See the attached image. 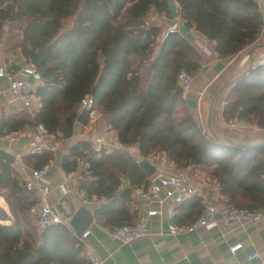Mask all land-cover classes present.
I'll return each instance as SVG.
<instances>
[{
	"label": "trees",
	"instance_id": "obj_1",
	"mask_svg": "<svg viewBox=\"0 0 264 264\" xmlns=\"http://www.w3.org/2000/svg\"><path fill=\"white\" fill-rule=\"evenodd\" d=\"M183 26L214 43L221 59L239 56L262 44L264 22L251 0H175ZM169 0H0V32L6 23L22 29L21 40L7 47L30 63L33 53L50 47L37 69L42 85L35 120L5 117L0 134L9 135L44 123L55 137H70L83 98L92 96L109 130L121 144L138 146L143 159L163 155L177 171L198 183L215 184L238 208L264 209V147L237 148L212 136L207 121L189 111L179 84L185 71L196 78L203 66L200 52L181 33L160 40L171 18ZM159 16L148 22L149 15ZM226 124L264 130V62L252 67L229 90L222 111ZM99 179L85 182L87 195L105 197L97 211L104 225L129 224L124 208L130 191L115 195L118 175L148 186L140 164L124 153H99L89 142L76 147ZM75 151V152H76ZM13 157L0 153V190L9 211H0V264H91L85 245L66 225L41 227L31 214L38 202L12 169ZM51 155L42 156L41 168ZM108 182V184L106 183ZM118 198V199H116ZM121 203L118 205V201ZM115 229V228H113Z\"/></svg>",
	"mask_w": 264,
	"mask_h": 264
},
{
	"label": "crops",
	"instance_id": "obj_2",
	"mask_svg": "<svg viewBox=\"0 0 264 264\" xmlns=\"http://www.w3.org/2000/svg\"><path fill=\"white\" fill-rule=\"evenodd\" d=\"M174 3L177 10H179V4L175 0ZM180 33L203 57L202 70L195 78L190 94L185 98L189 111L197 121L201 122L203 120L204 106L200 105V101L204 100L207 93L211 91L214 95L219 89L242 76L251 65L254 67L264 62V47H259L264 44V36L262 39L263 43L253 47L255 50L251 55H249V52L253 48L241 53L239 56L221 59L215 53L214 43L207 40L202 34L192 29H187L183 25ZM0 65L5 66L9 73H13L23 66L33 64L32 62H26L21 54L9 55L4 37L0 34ZM42 84L35 83L33 90V94L38 101L39 110L41 108V99L37 91ZM0 87L6 91V96L0 97V127L5 117L10 114L17 117L27 116L35 120L39 110L35 114L17 110L14 96L9 91V82L6 78L0 79ZM230 88L231 86L222 91L216 99L212 117L213 129L220 135H223V133L227 134V131L230 135L223 136L242 142L264 139H255L249 136L246 139H242L241 135H236L227 128L222 111ZM201 95L202 97H200ZM82 112L80 103L73 134L70 137L63 138L61 136L57 138L49 132L52 140L58 144L59 149L57 152L47 151L44 153L51 155V159L45 167H40L44 154H29L31 136L38 125L36 123L23 132L20 131L9 135L0 134V153H6L14 158L12 169L23 183H25V172L21 168H29L31 170L46 169L45 180L50 188V193L45 199L47 204L62 217L64 223L61 225H66L75 232V228L71 225L74 216L81 209L87 210L92 215V222L86 231L81 237L76 235L84 243L86 255L92 253L100 258L104 264H264V223L247 222L239 224L236 222H220L217 227L212 229H189L201 215L208 196H220L219 189L214 183L197 184L192 178L190 179L193 184L203 186V194L196 193L185 199L182 204L175 203L174 198L167 196L165 192L155 196V200L152 205H149V208L160 213L150 218L149 236L147 238L131 243H122L112 237L108 230L116 228L117 226H114L116 222H113L112 226L102 224L98 221L97 211L102 205L114 200V197L110 200L105 197L98 198L95 195H87L80 189L83 183L99 179V172L93 173L89 160L81 156L80 152L75 150V147L80 142H89L93 149L99 153V157L102 153L112 154L119 152L132 157L140 166L143 161H147L151 164L153 162L155 164H163L168 170H177L166 161L163 155H159L154 161L145 160L142 158L138 146L121 144L116 132L109 130L105 121H101L102 114L98 110V119L93 122L88 116L85 124L78 120ZM17 156H20V160H18ZM18 164L21 165L19 166ZM155 164L153 165L156 167ZM141 168L148 182H150L152 176L149 177L144 168L142 166ZM117 178L119 185L115 195L119 198L122 191H130L133 198L132 203L121 208L129 211L130 221L126 225H130L144 217L146 208H148L147 205L141 203L138 199V192L145 187H136L134 176L118 175ZM106 183L108 184L107 181ZM29 192L33 193L38 200L40 199L37 191ZM120 203L121 201L119 200L117 204L119 205ZM0 211H9L6 197L1 190ZM35 220L39 224L36 218ZM172 223L179 229L176 235H171L169 232V225ZM40 226L43 227L42 225ZM86 233L88 234L85 236ZM237 243H242L243 248L233 254L230 251V247ZM255 252L259 253V257L250 260L249 256Z\"/></svg>",
	"mask_w": 264,
	"mask_h": 264
},
{
	"label": "built area",
	"instance_id": "obj_3",
	"mask_svg": "<svg viewBox=\"0 0 264 264\" xmlns=\"http://www.w3.org/2000/svg\"><path fill=\"white\" fill-rule=\"evenodd\" d=\"M258 6L262 14L264 22V2L263 0H251ZM165 25L164 39L170 34L180 33L182 21L180 18L169 19L163 21ZM161 25L162 22L160 20ZM6 78L9 82V91L14 96L16 108L18 111L29 112L35 114L39 110L38 101L33 94L34 84L42 83L43 77L41 73L33 66L26 65L18 71L9 73L5 66L0 65V79ZM194 77L183 71L179 76V84L183 89V97L187 98L194 84ZM6 96V91L0 87V97ZM81 111H87L91 121L95 122L98 119L97 110L94 108V99L92 96H86L81 101ZM240 125V124H239ZM234 122L232 127L239 126ZM59 146L52 140L44 123H38L31 136V146L29 154L41 155L45 152H57ZM20 160V156H17ZM153 164H155L153 162ZM19 166L21 164H18ZM156 171L152 175L148 186L138 192V199L141 203L148 206L144 217L138 219L130 225L121 226L113 230H108V233L116 240L122 243H131L140 241L149 236V220L157 216L160 212L149 208L152 205L155 196L161 192L167 193V196L173 197L175 203L182 204L185 199L199 193L203 194V186L193 184L191 179L185 172L168 170L163 164H155ZM22 167V166H21ZM19 167V168H21ZM25 172V183L28 191H37L40 195L38 202L32 207L31 213L43 227L63 224L62 217L57 214L54 209L47 204L46 197L50 193V188L45 180L46 169H29L21 168ZM220 222L231 223L236 222L245 224L247 222L264 223V209L249 210L238 208L229 204L225 198L220 196L210 195L207 198L205 207L201 215L190 226V230H198L200 228L212 229L218 226ZM171 235H176L179 232L178 227L172 223L169 225ZM88 233L85 234V236ZM243 248L242 243L234 244L230 247V251L236 254ZM259 257V253L255 252L249 256L250 260ZM87 258L91 264H104V262L92 253L87 254Z\"/></svg>",
	"mask_w": 264,
	"mask_h": 264
},
{
	"label": "water",
	"instance_id": "obj_4",
	"mask_svg": "<svg viewBox=\"0 0 264 264\" xmlns=\"http://www.w3.org/2000/svg\"><path fill=\"white\" fill-rule=\"evenodd\" d=\"M168 5H169L168 9H169L171 18L172 19L179 18L180 13H179V10H177L174 1L169 0ZM259 47L260 48L264 47V44L259 46ZM254 50H255V48L251 49L249 52V55H251ZM49 52H50V47H48L46 50H44L43 52H40V53L34 52L33 53V59H32L33 66H35L36 68H39L41 66V64L45 61L47 56L49 55ZM252 67L253 66L251 65V67L246 72H244L243 75H245ZM239 78L234 79L232 82H230L226 86L219 89L213 95L212 100H211V104H210L208 117H207V127H208L210 133L212 134V136L215 137L216 140L219 142H225V143L230 144V145L237 147V148H246V149H255V148H261V147L263 148L264 147V139L257 140V141H250V142L237 141L231 137L220 135L212 127V117H213L215 102H216L217 97L220 95V93L222 91L226 90L228 87L233 85ZM78 120L85 124L88 120L87 111H83L82 114L79 116ZM141 166L144 168V170L146 171V173L149 177H151L156 171V167L147 161H143L141 163ZM91 222H92V215L87 210L81 209L74 216V218L71 222V225L75 228L76 235L78 237H81L82 234L88 228V226L91 224Z\"/></svg>",
	"mask_w": 264,
	"mask_h": 264
},
{
	"label": "rangeland",
	"instance_id": "obj_5",
	"mask_svg": "<svg viewBox=\"0 0 264 264\" xmlns=\"http://www.w3.org/2000/svg\"><path fill=\"white\" fill-rule=\"evenodd\" d=\"M174 1V0H173ZM160 17L159 16H155V14H151L149 15L147 21L148 22H152L156 19H159ZM181 19V17H179ZM169 19H172V18H163L161 19V22H162V26H163V32H162V35H161V38L160 40L164 39V22H167V20ZM182 21V20H181ZM160 22V20L158 21ZM161 24V23H160ZM183 25V22L181 24V27ZM22 29H20L19 27L17 28L16 26H11L10 24L6 23L3 27V29L1 30L0 34L4 37V40H5V43H6V48L9 47H14L17 43L20 42L21 40V32ZM195 79V78H194ZM193 88V86H192ZM192 90V89H191ZM206 97L204 98V100L200 101V105L203 107L204 106V112H203V120L204 121H207V117H208V113H209V109H210V102H211V98L213 96L212 92L210 91L209 93H207V95H205ZM202 97V95L200 96ZM220 102H221V99L219 100V105H220ZM202 109V111H203ZM227 125V128L229 130H231L232 132H234V134L236 135H241L242 136V139H246L248 136L249 137H254L255 139H261V138H264V130H261L260 128H258L257 126H250V125H239V126H234L232 127L231 124H226ZM227 134H224L223 135H230L229 132L226 131ZM251 138V139H252ZM186 175L190 177V175H188L186 173Z\"/></svg>",
	"mask_w": 264,
	"mask_h": 264
}]
</instances>
